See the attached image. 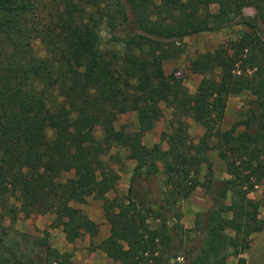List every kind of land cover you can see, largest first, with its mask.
<instances>
[{
  "label": "trees",
  "instance_id": "1",
  "mask_svg": "<svg viewBox=\"0 0 264 264\" xmlns=\"http://www.w3.org/2000/svg\"><path fill=\"white\" fill-rule=\"evenodd\" d=\"M246 7L252 15L242 13ZM234 20L246 27L242 35L193 61L195 70L218 69L216 80L204 75L192 93L164 73L163 61L178 55L184 37ZM103 22L117 48L101 47ZM34 40L45 57L35 53ZM242 93L240 128L222 129L228 96ZM161 102L172 108L170 132L160 135L166 148L148 147L142 137L162 116ZM128 111L137 112V129L116 128ZM188 118L203 128L197 142ZM112 148H123L135 165L126 194L109 198L124 165ZM212 149L228 177L204 219L185 229L178 201L203 185L202 165L203 178L211 174ZM159 175L160 198L147 187ZM263 179L264 0H0V264H72V251L13 224L21 215L51 213L50 225L68 242L94 237L98 224L72 205L90 196L102 200L109 224L94 247L112 264H226L229 256L247 264L240 255L264 230L249 193ZM172 230L201 236L184 261L177 260Z\"/></svg>",
  "mask_w": 264,
  "mask_h": 264
},
{
  "label": "rangeland",
  "instance_id": "2",
  "mask_svg": "<svg viewBox=\"0 0 264 264\" xmlns=\"http://www.w3.org/2000/svg\"><path fill=\"white\" fill-rule=\"evenodd\" d=\"M216 8V4L211 5L212 11H215ZM242 13L245 15H252L253 9L251 7H246L242 10ZM107 24V22H103L101 25L99 38L101 47L110 50L117 47L114 45ZM245 30L246 27L244 25L237 24L234 20L222 28L210 31H200L184 37L182 44H180L181 51L178 55H172L163 61L164 73L166 75L170 73L174 74L181 81V84L184 85L189 92L193 93L200 79L204 75L212 76L211 78H215L216 80V74L218 72V69H216L213 74L207 73L204 70L202 71L201 69L195 70L193 61L197 59L198 54L212 51L220 44H225L230 40L238 39ZM32 45L38 56H46L47 52L39 40H34ZM246 96L247 94L243 93L231 94L228 96L224 117L221 121L222 129H227L233 124H236L237 129L240 128L241 125L237 124V122L241 120L243 113L245 112L246 106L244 105V101ZM160 106L162 108V116L156 121L154 127L142 137V142L148 147H151L154 143H159L160 147L166 148L165 140L162 139L160 135L161 132H170L169 120L172 116V108L164 102H161ZM187 123L189 138L193 142H197L203 133L202 126L194 122L191 118L187 119ZM114 124L116 128L123 127L125 130H136L138 127L137 112L128 111L119 114ZM48 132L51 133L50 130H48ZM100 134V130L96 128L95 136L99 137ZM125 152L126 151L123 148H112L110 150L111 154H117L121 157L124 165L120 172L116 193L111 190L106 193L109 198L116 195H124L127 192L135 161L126 159L124 157ZM208 156L212 163L211 174L207 175L206 179H204L202 175L206 172V169L205 166L202 165L200 178L203 181V185L196 187L187 198L178 201V207L181 212L179 222L185 229L193 227L198 218L204 219L206 214L213 208V193H215V190L219 187L220 180H224L228 177L224 163L216 155V150H210ZM71 176L72 172H69L62 176V179ZM211 176H214L217 179L213 180L211 187H208V178ZM147 187L152 191L154 196L160 198L163 190L161 176L159 175L152 182H149ZM249 196L258 203L260 217L264 218V179L260 185L255 187V189L249 193ZM227 201V199L222 200V202ZM72 205L81 208L98 224V232L94 237H90L88 234L83 233L73 242H68L65 239L61 227H52L50 225L54 217L51 213L39 214L33 212L28 216L21 215L13 224V227L19 231L27 232L32 236L47 235L49 242L53 247L60 251L73 252L72 264H112L111 259H109L100 249L94 247L109 234V224L103 213L102 200L90 196L87 198L86 203L72 202ZM170 222V224H172L174 219ZM149 223L151 227H155L157 221L150 218ZM173 231L174 230L171 231V234L174 238V246L179 248V257L177 260L184 261L183 257L185 256V250L198 249L201 236L197 231H189L188 234L186 233V236L185 234L183 235ZM251 241L255 250L254 255L256 257H261V252L264 254V236H261L258 232L254 235ZM234 257L235 256H229L226 260V264H236V259Z\"/></svg>",
  "mask_w": 264,
  "mask_h": 264
},
{
  "label": "crops",
  "instance_id": "3",
  "mask_svg": "<svg viewBox=\"0 0 264 264\" xmlns=\"http://www.w3.org/2000/svg\"><path fill=\"white\" fill-rule=\"evenodd\" d=\"M256 233H258V232H256ZM256 233H254L252 236H251V240L253 239V237H254V235L256 234ZM259 234H261V236H264V230H262V231H259ZM252 242V241H251ZM254 247L252 246V243H251V245H250V247H249V250H247V251H245V252H243L240 256H242V257H244L245 258V260H246V263L247 264H264V254H262V252H261V257L260 256H258V257H256L255 255H254ZM263 257V258H262ZM235 259H236V262H237V258L236 257H234ZM235 262V263H236Z\"/></svg>",
  "mask_w": 264,
  "mask_h": 264
}]
</instances>
